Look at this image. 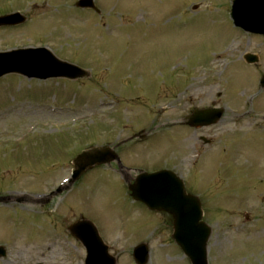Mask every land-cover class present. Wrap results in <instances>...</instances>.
Segmentation results:
<instances>
[{
    "label": "rangeland",
    "instance_id": "374dc122",
    "mask_svg": "<svg viewBox=\"0 0 264 264\" xmlns=\"http://www.w3.org/2000/svg\"><path fill=\"white\" fill-rule=\"evenodd\" d=\"M77 1L0 0V15L19 12L26 18L18 27L0 28V53L43 46L90 73L89 79L74 82L0 79V198L14 200L0 204V246L6 249L0 264H81L82 250L66 230L81 217L95 225L112 254L120 255L117 264H134L129 251L138 239L149 244L148 264H189L170 238L166 217L138 211L115 169L84 175L51 199L47 213L41 204L17 200L54 191L80 151L124 138L143 125L159 144L122 150L124 165H142L144 157L147 167L159 159L171 168L172 158L187 157L192 136L185 135L183 151L176 130L167 127L188 113L172 110V97L187 87L196 68L209 67L210 49L225 38L211 17L230 9L232 0H93L99 15L77 10ZM255 43L245 51L259 53ZM198 70L195 78L203 71ZM227 76L220 87L229 83ZM217 79L216 74L199 78L194 87L218 88ZM242 84V78L230 80L227 88L235 92H227L228 103L246 101L237 96ZM258 105H264L263 98ZM223 131L220 147H205L204 153V158L213 156L221 173L209 175L205 167L198 176L203 160L196 171L188 172L189 166L181 171L183 178L208 188L205 218L213 230L208 261L264 264V131ZM233 131L241 134L231 136ZM233 159L248 171L232 176Z\"/></svg>",
    "mask_w": 264,
    "mask_h": 264
},
{
    "label": "water",
    "instance_id": "95a60500",
    "mask_svg": "<svg viewBox=\"0 0 264 264\" xmlns=\"http://www.w3.org/2000/svg\"><path fill=\"white\" fill-rule=\"evenodd\" d=\"M78 6L93 9L92 2L88 0L80 1ZM22 22L24 18L19 15L0 18V25H15ZM7 74H18L28 79L39 80L50 78L75 80L86 76L78 68L58 61L46 50H27L0 55V77ZM99 155L100 151L93 150L78 156L74 161L75 179L85 171L84 162L92 163ZM132 192L134 199L144 203L149 210L166 212L173 217V239L191 264H207L206 242L210 230L201 222L200 205L194 198L183 194V187L173 174L160 172L139 176ZM88 224L77 222L71 226L70 231L76 236L79 226L84 228L90 225ZM90 226L86 228L91 242L87 245L86 264H115V261L107 255L106 248L96 231ZM0 256H4L3 249H0ZM147 258L146 247L140 246L135 251V259L138 264H145Z\"/></svg>",
    "mask_w": 264,
    "mask_h": 264
},
{
    "label": "flooded vegetation",
    "instance_id": "af4514ba",
    "mask_svg": "<svg viewBox=\"0 0 264 264\" xmlns=\"http://www.w3.org/2000/svg\"><path fill=\"white\" fill-rule=\"evenodd\" d=\"M212 22L218 27L219 34L225 35L223 41L218 45L217 50L219 56H223L225 53V57L216 59V65L221 67L218 73H222V75L228 74L230 78H238L237 76L240 75L244 76L242 85H244L245 88L243 86L242 88L240 87L237 96L240 95L246 99V104L248 103L249 109H246V104L244 105L241 103L237 105L236 108L232 107L233 109L228 111L227 92H235L229 91L230 88H215V85L207 84V88L194 87L189 92H185L187 94L185 102L189 111L188 117L191 118L197 110L201 112L205 110H221L219 119L211 125H206L208 122L205 121V119L212 120L210 116H200L198 118L199 120H193L194 124H196L195 127H186L183 126V124H186L185 122L181 123L186 130L183 131V133L190 134L194 141H198L194 150H196L198 154L200 163L202 160H210L209 157L204 158L206 145H216L214 139H217L227 127H257L264 129V110L260 109L262 105H258L259 96H261L264 101V85L260 83L261 79L264 77V59H261L260 56L255 53L243 52V48L240 47L235 48L234 46L233 49H228L230 45L236 43L238 31L231 30L228 25L229 21L224 16ZM244 34L247 33L244 32ZM253 37L260 39L264 43V38L262 36ZM250 43L249 41L247 44ZM250 92H253V95L248 98ZM250 99H252V102L249 101ZM216 115L217 113L214 114V118ZM199 133L201 134L197 136ZM206 138L208 140H206ZM222 152L224 151L222 150ZM179 164L180 160H178V165ZM208 170L209 172L215 171L221 173L220 169Z\"/></svg>",
    "mask_w": 264,
    "mask_h": 264
}]
</instances>
